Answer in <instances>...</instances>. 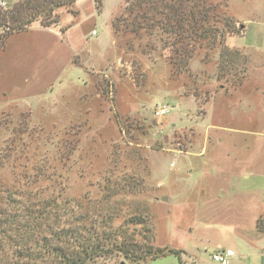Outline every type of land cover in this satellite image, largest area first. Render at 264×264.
<instances>
[{
	"label": "rangeland",
	"instance_id": "obj_1",
	"mask_svg": "<svg viewBox=\"0 0 264 264\" xmlns=\"http://www.w3.org/2000/svg\"><path fill=\"white\" fill-rule=\"evenodd\" d=\"M125 1L78 0L58 11V25L36 22L10 38L0 54V184L11 188L37 166L47 176L35 190L45 197L100 198L122 213L147 207L155 246L185 251L139 264H219L212 255L255 207L240 203L260 197L203 190L201 171L185 168L210 158L211 145L201 155V138L242 136L241 119L227 117L245 103L264 117L256 96L264 89V0H216L241 31L228 40L242 54L236 77H221L218 53L209 62L198 55L190 72L173 77L165 59L145 55L137 42L129 48L133 39L112 29ZM159 104L170 107L168 117H155ZM219 113L226 119L215 129Z\"/></svg>",
	"mask_w": 264,
	"mask_h": 264
},
{
	"label": "trees",
	"instance_id": "obj_2",
	"mask_svg": "<svg viewBox=\"0 0 264 264\" xmlns=\"http://www.w3.org/2000/svg\"><path fill=\"white\" fill-rule=\"evenodd\" d=\"M77 2L0 0V54L12 36L36 22L43 29L58 25V11ZM223 7L216 0H126L113 14L112 29L118 39H133L129 48L137 42L145 55L165 59L173 77L190 72L198 55L209 62L214 53L221 77H236L242 54L228 40L241 31ZM34 170L15 178L11 188L0 184V264H117L119 258L139 264L184 253L155 246L147 207L122 213L105 209L100 198L72 204L61 198L63 193L45 197L35 186L47 174L37 166ZM257 226L264 232V216Z\"/></svg>",
	"mask_w": 264,
	"mask_h": 264
},
{
	"label": "crops",
	"instance_id": "obj_3",
	"mask_svg": "<svg viewBox=\"0 0 264 264\" xmlns=\"http://www.w3.org/2000/svg\"><path fill=\"white\" fill-rule=\"evenodd\" d=\"M262 90L256 91L258 92L256 96L264 102V89ZM212 102L209 103L208 108ZM243 106L239 114H229L227 117L228 120L230 118L232 120L234 116L241 119L240 122H243L244 128L239 132L242 136H223L217 133L212 138L210 136L201 138L199 142L202 148L201 155L205 156L208 146L211 145L210 158L204 161L205 158L196 164V167L189 163L185 169L187 173H191L194 169L201 171L202 188L206 191H209L208 189L216 193L227 191L235 198L258 193L260 202L256 205L253 201L240 203L241 205L251 204L255 207L251 210V215L245 220L241 219V225L234 229L229 246H219L217 252L221 251L228 255L225 264H264V232L259 231L257 226L259 218L264 216V117L259 120L254 116V104L252 106L247 102ZM213 116L217 117L215 110ZM219 117L214 123L215 129L221 127L218 126L221 125L219 122H224L226 119L223 113H219ZM231 123L229 122V126L232 125ZM222 156H226L228 160H220ZM216 160H219L221 165ZM213 168L220 170L215 172ZM252 180L253 185H256L254 188H249V184L243 183V181L252 182ZM207 203L210 204L211 201ZM195 205L198 207L203 204L196 203ZM180 249L184 251L183 248Z\"/></svg>",
	"mask_w": 264,
	"mask_h": 264
},
{
	"label": "built area",
	"instance_id": "obj_4",
	"mask_svg": "<svg viewBox=\"0 0 264 264\" xmlns=\"http://www.w3.org/2000/svg\"><path fill=\"white\" fill-rule=\"evenodd\" d=\"M2 6H5V3H2ZM95 34V33H94ZM171 113V109L166 104H159L154 109V115L156 118L161 119L168 117ZM228 255L225 253L217 252L212 255V258L219 263L225 264L227 263Z\"/></svg>",
	"mask_w": 264,
	"mask_h": 264
},
{
	"label": "water",
	"instance_id": "obj_5",
	"mask_svg": "<svg viewBox=\"0 0 264 264\" xmlns=\"http://www.w3.org/2000/svg\"><path fill=\"white\" fill-rule=\"evenodd\" d=\"M163 200H166L165 198Z\"/></svg>",
	"mask_w": 264,
	"mask_h": 264
}]
</instances>
